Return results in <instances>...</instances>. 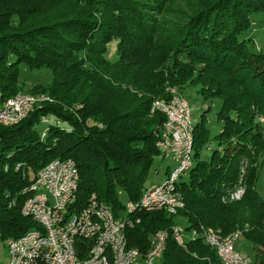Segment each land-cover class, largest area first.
<instances>
[{"label": "trees", "instance_id": "obj_1", "mask_svg": "<svg viewBox=\"0 0 264 264\" xmlns=\"http://www.w3.org/2000/svg\"><path fill=\"white\" fill-rule=\"evenodd\" d=\"M165 1L0 0L1 99L22 91V67L46 66L54 73L52 84L27 93L46 92L55 100L18 125L0 126L2 241L39 228L22 215V206L36 174L55 159L77 164V206L96 194L117 214L123 193L138 201L155 158L162 156L158 143L166 117L152 112L153 103L170 99L168 87L189 80L194 66L202 65V95L222 100L217 119L224 125L209 160L201 153L210 111L195 125L194 168L179 183L180 212L187 230L241 232L238 249L244 245L256 264H264V196L256 188L254 164L261 137L252 136L256 110L264 114V54L250 51L249 38H243L255 25L253 16L264 14V0H201L186 20L166 30L158 21ZM112 45L119 54L115 63L107 59ZM76 103L84 107L75 109ZM42 117L50 122L43 124ZM245 158L251 160L242 178L245 194L224 203L239 185ZM134 215L141 221L126 231L129 248L147 254L151 236L168 231L159 264H222L201 240L180 246L171 230L179 223L165 211Z\"/></svg>", "mask_w": 264, "mask_h": 264}, {"label": "built area", "instance_id": "obj_2", "mask_svg": "<svg viewBox=\"0 0 264 264\" xmlns=\"http://www.w3.org/2000/svg\"><path fill=\"white\" fill-rule=\"evenodd\" d=\"M168 92L172 95L170 99H157L152 107L153 113L160 112L166 117L158 147L163 158L174 166L167 167L164 179L144 187L138 201L127 200L124 208L115 214L96 194L91 195L85 206H77L80 181L77 164L72 159L53 160L36 174L29 188L30 196L22 206V215L36 222L39 228L6 241L8 264H159L168 231L153 235L147 254L129 248L126 231L140 223L141 219L134 215L136 212L165 211L175 216L184 208L179 183L194 168L195 126L188 99L173 89ZM54 102L46 92L18 93L6 100L0 97V126L18 125L35 110ZM49 122L47 117H42L43 124ZM241 184L242 180L238 187L227 192L224 203L243 198L245 187ZM171 230L180 246H186L189 241H203L222 264H256L238 249L241 232L225 236L211 227L187 230L177 224Z\"/></svg>", "mask_w": 264, "mask_h": 264}, {"label": "rangeland", "instance_id": "obj_3", "mask_svg": "<svg viewBox=\"0 0 264 264\" xmlns=\"http://www.w3.org/2000/svg\"><path fill=\"white\" fill-rule=\"evenodd\" d=\"M200 1L201 0H166L163 7L164 13L163 15L158 16V21H160V24H162L161 27L166 30V28H170V26L182 23L188 18V16L192 14V12L195 11L196 6L200 3ZM253 19L255 21V25H253L249 32L243 35V38H249V46L251 48L250 51H252L254 54H264V14H256L253 16ZM107 59L111 63H115L119 60V54L115 45L109 47ZM194 69L195 74H193L189 80H177L176 82H173L174 85L168 87V89H173L188 99L192 111V120L194 126L201 122L203 114H205L207 111H210L206 113V127L209 131V137L208 141L204 144L203 152L201 153L202 160H209L213 151L216 150L217 147H220L218 136L220 135L224 124L219 122L217 119V114L221 111L223 102L219 98H212V93H209L208 96L202 95V91L205 90V87L199 81L198 73L201 69H204V67L202 65L194 66ZM53 80L54 73L49 67L45 66L39 69L22 67L20 76V86L22 87V91L20 93H27L30 88L38 85L49 88ZM83 107V105L76 103L75 109H82ZM65 108L74 111L71 106ZM232 116L235 115L232 114ZM253 124L254 131L252 136L259 135L261 137L259 138L261 152L258 153L254 163L258 174L256 188L258 193L261 196H264V152H262L264 147V114L259 113L256 110ZM40 130H42V127H40ZM252 149L255 152L259 151V149ZM250 165L251 160H247V158L243 159L240 171L241 180L244 174L247 173V168ZM169 166L173 168L174 165L168 160H165L162 156L155 158V161L148 174L145 187H150L160 183L165 177L166 168ZM184 180H188V175L184 177ZM120 200L123 203H126L127 195L123 193L120 197ZM173 218H175V221L179 223V225L183 226L184 228L187 227V222L184 220L182 212H179L177 215L173 216ZM152 237L153 235L150 238V242ZM241 247L243 249V253L250 254V256L253 257V254H251L248 248L244 247L242 244ZM8 262L9 254L6 247V241L4 242L0 239V264H8Z\"/></svg>", "mask_w": 264, "mask_h": 264}, {"label": "crops", "instance_id": "obj_4", "mask_svg": "<svg viewBox=\"0 0 264 264\" xmlns=\"http://www.w3.org/2000/svg\"><path fill=\"white\" fill-rule=\"evenodd\" d=\"M251 257V256H250ZM251 258H253V257H251Z\"/></svg>", "mask_w": 264, "mask_h": 264}]
</instances>
